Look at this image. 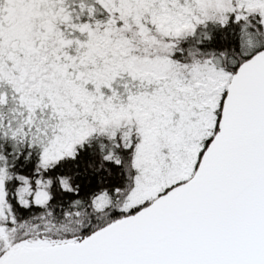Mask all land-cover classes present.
Masks as SVG:
<instances>
[{
    "label": "snow or ice",
    "instance_id": "1",
    "mask_svg": "<svg viewBox=\"0 0 264 264\" xmlns=\"http://www.w3.org/2000/svg\"><path fill=\"white\" fill-rule=\"evenodd\" d=\"M0 264H264V0H0Z\"/></svg>",
    "mask_w": 264,
    "mask_h": 264
}]
</instances>
